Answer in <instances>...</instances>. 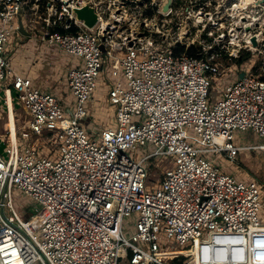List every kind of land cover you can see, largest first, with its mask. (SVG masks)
Returning a JSON list of instances; mask_svg holds the SVG:
<instances>
[{"label":"built area","instance_id":"built-area-1","mask_svg":"<svg viewBox=\"0 0 264 264\" xmlns=\"http://www.w3.org/2000/svg\"><path fill=\"white\" fill-rule=\"evenodd\" d=\"M164 1L0 0V88L30 115L21 136L47 132L62 153L53 159L14 136L0 152V264H264V187L204 154L234 160L242 148H264L234 143L238 129L264 137V0H173L167 11ZM86 5L98 15L92 27L75 12ZM19 14L84 60L68 73L75 109L11 65L5 44ZM245 52L262 63L214 95L215 76ZM105 53L128 87L111 88L117 123L96 134L82 122ZM149 143L156 149L140 159L127 152ZM152 157L164 169L150 184ZM15 185L42 204L27 220L14 206ZM132 213L137 231L128 236ZM164 237L180 247L163 249Z\"/></svg>","mask_w":264,"mask_h":264},{"label":"rangeland","instance_id":"rangeland-1","mask_svg":"<svg viewBox=\"0 0 264 264\" xmlns=\"http://www.w3.org/2000/svg\"><path fill=\"white\" fill-rule=\"evenodd\" d=\"M24 23L31 34L25 35L18 29L14 30L10 36V40L5 44V53L7 54V57L15 71L27 76H32V79L34 80V77L36 76H34L31 70H36L34 66L36 59L38 61L40 60L39 63L44 62L45 70L49 71L48 73L56 71L53 69V66L57 60H61L62 55L63 58L68 60L67 65L72 62L71 60L73 57H78L80 59L79 62L75 63L73 66L84 63L82 57L70 54L62 50L58 45L50 44L48 41L43 39L42 25L40 23L35 25L31 24L26 18H24ZM117 55L123 57L125 55V51H118ZM111 60L112 56L108 53L103 55L104 65L100 71V75L97 77L96 89L93 91L92 96L84 104L90 117L88 120H84L82 124L87 131H91L96 134H98L101 129L110 125L115 126L117 123L116 113L118 105L112 103L110 100L111 88L114 87L119 80L123 82L125 87H128V79L124 75L123 69L121 70L120 75H114L112 72ZM262 61L263 58L257 57L253 54L248 56L246 55L242 61L238 59L226 61L223 66L222 73L216 75L214 78L212 93L214 95L217 94L220 97L226 86L239 78V73L242 70L251 68L253 65L259 63L261 64ZM10 79L11 77L7 78L8 81ZM52 90L65 107L70 106L73 109L76 108V99L69 86L62 83L59 87L53 88ZM3 100H5V97L2 96V110L5 108ZM21 112H23V110H21ZM67 114L70 115V113ZM137 117L139 119L145 118L141 115H137ZM28 123L29 119H27V117L22 118V120L19 121V132H21L20 125H23V129H26ZM190 132L192 134H197L194 129H190ZM234 134L236 136L234 137V143L241 147L264 143V137L253 129H238ZM18 140L19 145L22 147L26 145L33 146L53 159H59L62 155L59 144L51 135L43 133L40 138V136L32 133L30 138L24 139L20 135ZM4 141L10 144L9 138H7V140L4 139ZM1 147L2 144L0 142V152H2ZM155 149L156 147L154 144L149 143L146 147L138 146L137 149L129 148L127 149V152L131 155V157L140 159L147 153L153 152ZM204 154L217 164L222 171L233 174L238 180L244 181L245 183L256 180L264 187V148H242L234 160L230 159L224 153L205 152ZM160 159L161 157L151 158L153 174L149 179L150 184L160 178L162 170L164 169V165L162 163H158ZM12 196L14 206L24 220L32 217L36 208H42V204L39 200L28 194L18 185L14 186ZM138 217V213H132L125 216L123 228L126 235L130 236L137 231L136 222ZM161 247L163 249H172L180 246L174 242V239H166L164 237L161 241ZM127 262L128 261L125 258L121 260L122 264H127Z\"/></svg>","mask_w":264,"mask_h":264},{"label":"crops","instance_id":"crops-1","mask_svg":"<svg viewBox=\"0 0 264 264\" xmlns=\"http://www.w3.org/2000/svg\"><path fill=\"white\" fill-rule=\"evenodd\" d=\"M79 60L80 59L78 57H76V58L73 57L71 60L72 62L70 61L71 63L67 65L68 60L63 58V55H62L61 60H57L53 66V69L56 71L48 73L49 71L45 70L44 62L39 63L40 60L38 61L36 59V61L34 62V66H35L36 70H31V72L34 74V76H36V77H34V80H33L34 85L36 87L40 88L41 90L43 89L44 91H50V92H53L52 89L59 87L60 84H62V83H65L68 86L69 70L73 67V65L75 63L79 62ZM40 65H41V67H40ZM30 77L32 78V76H30ZM11 93H12L11 102H13L12 107L14 110V118H15V123H16L15 124L16 125V135L15 136L13 134V129L11 128L9 116H8L9 115V105H10L9 101H8V94L6 93L5 88H3V87L0 88V142L2 144V147H1L2 152L5 151L6 146L8 145V143H6L4 141V139L7 140V138H9V140H10V136H12V137L14 136L17 139V141H19L18 138L21 135V132H19V121H21L22 118H24V117H27V119L30 118V115L27 113L24 106L21 103H19L18 100L16 99V95L14 94V91H11ZM2 96L5 97V100H3V104L5 105L4 110H2L3 107L1 106V104H2L1 97ZM68 107H70V106H68ZM21 110H23V112H21ZM89 117L87 118V120L89 119ZM22 128H23V125L22 126L20 125L21 131H22ZM45 134H47V132H45ZM38 136H40V138L42 137V135H38ZM260 144H262V143L254 144V145L257 146ZM43 154H45V153H43Z\"/></svg>","mask_w":264,"mask_h":264},{"label":"water","instance_id":"water-1","mask_svg":"<svg viewBox=\"0 0 264 264\" xmlns=\"http://www.w3.org/2000/svg\"><path fill=\"white\" fill-rule=\"evenodd\" d=\"M172 1L173 0H165L163 3V9L167 11L169 9V7L171 6ZM75 12L77 14L78 19L83 20L85 22V24L88 25L89 27L94 26V24L98 20L97 12L95 11V8L92 7L91 5H86V6H83L81 8H77V9H75ZM18 22H19L18 30L25 35H30L31 32L25 26V23L23 21L21 14H19ZM253 40H254V43H257L256 37H254ZM101 47H102L103 51H105L106 48L103 44L101 45ZM239 75H240V77H243L244 71H241V73Z\"/></svg>","mask_w":264,"mask_h":264},{"label":"trees","instance_id":"trees-1","mask_svg":"<svg viewBox=\"0 0 264 264\" xmlns=\"http://www.w3.org/2000/svg\"><path fill=\"white\" fill-rule=\"evenodd\" d=\"M54 29H58V30H61V31H63V32H65V31H73V32H77V27H76V26H73V27H71L70 29H65V28H63L62 26H57V27H55ZM192 51H193V49L190 50V52H192ZM246 55L248 56L249 53H248V52H245V53H243V56H242V57H240V58H236V59L242 61V60H244V58L246 57ZM129 255H131V251H129ZM181 260H182V258L179 257V258H176V259H172V260L170 261V263H171V264H178ZM121 264H122V263H121ZM127 264H130V262H129V263L127 262Z\"/></svg>","mask_w":264,"mask_h":264},{"label":"bare ground","instance_id":"bare-ground-1","mask_svg":"<svg viewBox=\"0 0 264 264\" xmlns=\"http://www.w3.org/2000/svg\"><path fill=\"white\" fill-rule=\"evenodd\" d=\"M11 99H12V93H11V91H9V93H8V101L10 104L9 105V121H10L11 128L13 129V134L15 136L16 135V125H15L16 123H15V118H14V110L12 107L13 102H11Z\"/></svg>","mask_w":264,"mask_h":264}]
</instances>
